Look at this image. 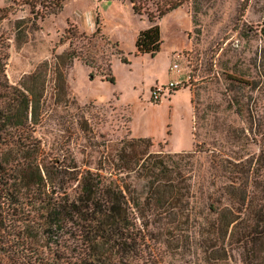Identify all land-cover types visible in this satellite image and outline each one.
I'll use <instances>...</instances> for the list:
<instances>
[{
  "label": "rangeland",
  "instance_id": "rangeland-1",
  "mask_svg": "<svg viewBox=\"0 0 264 264\" xmlns=\"http://www.w3.org/2000/svg\"><path fill=\"white\" fill-rule=\"evenodd\" d=\"M60 3L37 29L27 8L0 24L10 83L46 65L37 136L64 142L79 161L97 157L102 140L123 138L149 140L153 154L191 153L177 168L192 186L196 219L209 220L199 208L218 201L225 182L215 165L255 157L264 143V0H190L186 14L156 22L162 43L153 57L136 54V36L151 24L127 0ZM175 81L177 90L152 101L153 89Z\"/></svg>",
  "mask_w": 264,
  "mask_h": 264
},
{
  "label": "trees",
  "instance_id": "trees-1",
  "mask_svg": "<svg viewBox=\"0 0 264 264\" xmlns=\"http://www.w3.org/2000/svg\"><path fill=\"white\" fill-rule=\"evenodd\" d=\"M8 1L0 24L15 7L29 10L32 29L61 10L60 0ZM127 1L151 24L136 54L153 57L156 22L190 0ZM7 41L0 34V264H264V143L255 157L215 165L225 182L198 221L176 163L191 153L153 154L149 140L123 138L79 161L64 142L37 136L46 65L13 85Z\"/></svg>",
  "mask_w": 264,
  "mask_h": 264
},
{
  "label": "built area",
  "instance_id": "built-area-1",
  "mask_svg": "<svg viewBox=\"0 0 264 264\" xmlns=\"http://www.w3.org/2000/svg\"><path fill=\"white\" fill-rule=\"evenodd\" d=\"M176 72L180 73V70H175ZM181 86L179 81L170 82L166 87H156L151 91V99L152 101H159L162 94L167 90L169 92H173L175 89Z\"/></svg>",
  "mask_w": 264,
  "mask_h": 264
},
{
  "label": "crops",
  "instance_id": "crops-1",
  "mask_svg": "<svg viewBox=\"0 0 264 264\" xmlns=\"http://www.w3.org/2000/svg\"><path fill=\"white\" fill-rule=\"evenodd\" d=\"M181 10L186 14V12L184 11V9H182V8H179V9H177V10L171 12V13H177V12H179V11H181ZM169 14H170V13H169ZM187 21H188V20H187Z\"/></svg>",
  "mask_w": 264,
  "mask_h": 264
}]
</instances>
